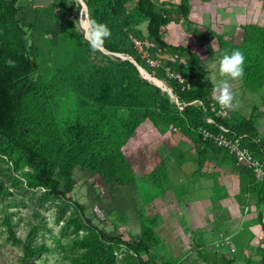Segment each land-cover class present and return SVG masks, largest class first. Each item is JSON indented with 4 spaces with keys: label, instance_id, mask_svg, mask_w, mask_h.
I'll use <instances>...</instances> for the list:
<instances>
[{
    "label": "rangeland",
    "instance_id": "1",
    "mask_svg": "<svg viewBox=\"0 0 264 264\" xmlns=\"http://www.w3.org/2000/svg\"><path fill=\"white\" fill-rule=\"evenodd\" d=\"M151 1L156 9L165 8L173 12L171 18L178 16L174 1ZM136 2L50 0L47 5H34L33 0L17 1L23 8L19 17L26 30L25 45L35 61L30 78L39 87V97L46 112L55 117L61 132L73 122H80L84 126L95 124L101 134L102 144L108 148L121 149L135 164L142 156L143 147L127 149L125 145L139 123L148 120L157 128L182 133L184 122L181 115H175L171 108L161 109L156 105L139 107L124 99L127 81L124 62L131 61V56L121 50L130 46L148 65L163 69L166 78L156 77L145 68L139 71L138 77L148 85L156 86L161 97L170 101L176 100V97L168 78H176L178 74L182 78L180 82L189 87H196L199 78L197 67L181 56L179 51L158 48L154 44L146 31L147 19L137 11ZM89 12L98 22L106 23L111 31L112 26L118 24L128 40L123 41L112 32V37L105 41L102 50L91 51L79 28L80 14ZM238 37L234 35L233 41ZM163 52L171 54H161ZM160 57L171 61L176 58L184 66L189 79L170 70L164 61L157 59ZM150 77H156L161 82L153 81ZM218 106L214 102L215 110ZM212 113L215 114L214 111ZM223 117L227 118L229 124L239 120L229 110ZM199 134L198 130L191 131L190 138L195 145L204 144L221 150L234 162L226 150ZM2 142L0 139V144ZM235 168L241 170L240 167ZM31 172L22 163L14 165L12 156L0 151V264H24L23 243L45 246V250L33 258L37 264H77V258L85 251L82 239L95 233L83 216L89 218L95 228L132 244L139 233L141 221L152 226L155 220L152 212L139 200L140 195L134 186L106 184L97 173L76 166L72 171L75 184L70 196L82 205V210H79L47 188L34 186ZM54 173L62 188L63 178L57 172ZM258 185L264 186V180H259ZM262 194L264 196V190ZM10 228L21 242L12 241L9 237ZM157 242L150 244V255L142 250L136 255L125 244L111 245L115 264H139L138 257L147 264H154L155 260L169 264H199L190 262L188 257L196 249L194 242L186 249L187 255L179 261L168 259L164 248H155Z\"/></svg>",
    "mask_w": 264,
    "mask_h": 264
},
{
    "label": "trees",
    "instance_id": "2",
    "mask_svg": "<svg viewBox=\"0 0 264 264\" xmlns=\"http://www.w3.org/2000/svg\"><path fill=\"white\" fill-rule=\"evenodd\" d=\"M18 0H0V151L12 156L14 165L24 164L31 172V183L34 186L47 188L55 195L74 204L79 210L82 205L72 200L70 192L75 184L72 176L73 169L78 166L83 170L97 173L106 184L116 183L127 185L133 182L130 164L119 148H108L102 144L101 134L95 124L84 126L80 122H73L61 132L56 124L55 117L47 113L43 101L39 97V87L35 80L30 78V72L35 68V61L30 57L25 45L26 30L20 22L19 13L23 10ZM264 1V0H263ZM188 0H180L174 4L175 12L185 16L188 11ZM137 11L147 19L146 31L158 48H168L179 51L199 70L196 87H186L178 78H168L176 100L161 97L156 86H150L138 77L139 70L132 61H126L124 66L127 72V81L123 91L124 99L135 106L152 107L171 110L175 115H181L184 126L181 132L191 136V131L207 129L216 134L217 125L228 128L230 136L244 135L242 143L256 156L264 158V144L256 139V127L253 119L241 118L232 124L226 117L215 116L208 106L213 100L211 97L212 85L206 78V70L199 59L188 46L170 45L160 36L161 27L172 20V13L165 8L156 9L151 0H137ZM243 35L239 43H233L222 36H217L218 49L223 53L226 49H240L246 56L245 74L240 80L246 88L256 91L264 84V30L261 26L247 23L241 26ZM114 36L127 41V36L121 31L118 24L112 26ZM131 56L139 66L145 68L156 77H165L163 69L148 65L140 58L137 51L128 46L121 50ZM161 54H171L163 52ZM12 60L10 67L6 61ZM164 61L165 66L174 72L184 75V66L175 58H157ZM156 71V72H155ZM166 78V77H165ZM160 87V86H159ZM200 100L202 104L195 103ZM211 117L214 123H207L205 118ZM213 141L211 139H205ZM97 146H99L97 148ZM239 167V166H237ZM247 178L254 179V175L240 167ZM57 172L64 180L60 188L59 180L54 176ZM249 174L253 175L251 177ZM157 183V182H156ZM258 193L260 202L264 201L260 186ZM83 219L95 229V233L82 239L85 251L77 258V264H115L112 251L113 244H125L134 254L144 251L150 255V244L155 242L150 224L144 222L140 232L132 244L121 237L107 234L104 230L95 228L90 219ZM258 220L262 222L261 215ZM9 237L14 242H21L11 228ZM45 250L44 245L33 246L23 243L24 264H37L33 258ZM197 256L206 264H230L231 260L216 253L206 254L197 250ZM139 264H147L145 260L137 258ZM261 263L264 264V254ZM154 264H169L155 260Z\"/></svg>",
    "mask_w": 264,
    "mask_h": 264
},
{
    "label": "crops",
    "instance_id": "3",
    "mask_svg": "<svg viewBox=\"0 0 264 264\" xmlns=\"http://www.w3.org/2000/svg\"><path fill=\"white\" fill-rule=\"evenodd\" d=\"M187 6V14L179 13L163 25L160 36L167 44L188 46L196 55L213 98L220 79L215 65L222 55L217 36L239 43L242 25L253 23L264 30V1L188 0ZM234 35L239 36L236 41ZM231 83L239 105L229 112L239 119L251 117L256 139L264 144V84L253 91L241 81ZM147 121L139 123L125 145L143 147L138 162L122 151L133 175V182L122 186H134L152 212L155 248H164L168 259L179 261L194 242L196 249L188 255L192 263L206 264L197 256L200 250L223 255L230 264H262L264 229L258 215L264 222V201L259 200V180L247 178L221 150L195 145L190 136Z\"/></svg>",
    "mask_w": 264,
    "mask_h": 264
},
{
    "label": "clouds",
    "instance_id": "4",
    "mask_svg": "<svg viewBox=\"0 0 264 264\" xmlns=\"http://www.w3.org/2000/svg\"><path fill=\"white\" fill-rule=\"evenodd\" d=\"M78 2V0H77ZM79 28L83 37L93 52L100 51L105 41L112 37V31L106 23L98 22L88 14H80ZM6 63L12 67L14 62L7 60ZM246 56L240 49L225 50L217 64L216 72L219 79L215 87L213 99L222 110H235L239 102L232 88V81H240L245 74ZM219 247V242H217Z\"/></svg>",
    "mask_w": 264,
    "mask_h": 264
},
{
    "label": "built area",
    "instance_id": "5",
    "mask_svg": "<svg viewBox=\"0 0 264 264\" xmlns=\"http://www.w3.org/2000/svg\"><path fill=\"white\" fill-rule=\"evenodd\" d=\"M178 78L179 82L182 81V78L178 74L175 76ZM187 88L189 87L186 85ZM195 103L202 104L198 99L194 100ZM215 100H211L208 103L210 111H214L216 116L223 117L226 114V110H222L219 106L218 109L214 108ZM207 123H214L211 117L205 118ZM218 132L216 134L208 131L207 129H199L203 139H211L213 142L220 148L226 150L234 160L236 166L243 167L246 170H249L258 180H264V158L256 156L246 145L242 143V138L244 135H235L230 136L228 128L217 125Z\"/></svg>",
    "mask_w": 264,
    "mask_h": 264
},
{
    "label": "water",
    "instance_id": "6",
    "mask_svg": "<svg viewBox=\"0 0 264 264\" xmlns=\"http://www.w3.org/2000/svg\"><path fill=\"white\" fill-rule=\"evenodd\" d=\"M50 2V0H33L34 5H47ZM131 61L136 64L138 70H141V66H139L133 59ZM171 93V92H170Z\"/></svg>",
    "mask_w": 264,
    "mask_h": 264
},
{
    "label": "bare ground",
    "instance_id": "7",
    "mask_svg": "<svg viewBox=\"0 0 264 264\" xmlns=\"http://www.w3.org/2000/svg\"><path fill=\"white\" fill-rule=\"evenodd\" d=\"M142 69H143V68H141V71H142ZM150 78H151L153 81L161 82L160 79H158V78H156V77H150ZM156 85H157V84H156ZM157 86H158V85H157ZM165 88H166V90H168L166 86H165ZM168 91H170V90H168Z\"/></svg>",
    "mask_w": 264,
    "mask_h": 264
}]
</instances>
